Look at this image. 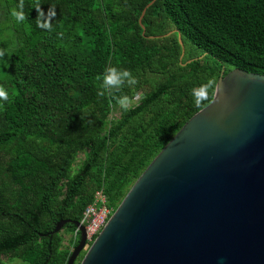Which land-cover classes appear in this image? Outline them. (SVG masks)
<instances>
[{"label": "trees", "instance_id": "trees-1", "mask_svg": "<svg viewBox=\"0 0 264 264\" xmlns=\"http://www.w3.org/2000/svg\"><path fill=\"white\" fill-rule=\"evenodd\" d=\"M151 1L24 0L17 23L19 0H0V86L9 94L0 101V264H67L81 233L68 243L65 234L96 193L114 212L213 100L223 68L264 73V0H155L144 34ZM37 5L47 16L54 6L51 31L37 26ZM108 66L138 83L98 96ZM209 79L216 85L196 106L190 92ZM62 220L70 222L54 232Z\"/></svg>", "mask_w": 264, "mask_h": 264}, {"label": "water", "instance_id": "water-1", "mask_svg": "<svg viewBox=\"0 0 264 264\" xmlns=\"http://www.w3.org/2000/svg\"><path fill=\"white\" fill-rule=\"evenodd\" d=\"M179 41L182 60L181 33ZM74 223L81 238L67 264H264V73L223 68L213 100L150 162L91 244Z\"/></svg>", "mask_w": 264, "mask_h": 264}, {"label": "clouds", "instance_id": "clouds-1", "mask_svg": "<svg viewBox=\"0 0 264 264\" xmlns=\"http://www.w3.org/2000/svg\"><path fill=\"white\" fill-rule=\"evenodd\" d=\"M24 8V0H19V4L12 8L10 11V16L17 22L22 23L26 20V16L23 11ZM37 11V26L47 29L51 31V18L55 16L54 6H49L48 12L51 13L50 16H47L44 9L37 5L35 7ZM5 55L4 50H0V57ZM100 81L99 90L97 92L98 96H105L106 94H112L114 92L120 91L123 87L128 86L131 87L138 83L137 79L132 75L131 71L128 69L117 68L114 66H108L102 73L100 77H98ZM216 85L215 80L209 79L205 84H202L198 87H195L191 90L190 95L193 98V103L196 106H200L203 104L209 97V91L213 89ZM9 94L7 90L0 86V101H8ZM117 103L124 108L128 109L129 98L127 96L117 97Z\"/></svg>", "mask_w": 264, "mask_h": 264}, {"label": "built area", "instance_id": "built-area-1", "mask_svg": "<svg viewBox=\"0 0 264 264\" xmlns=\"http://www.w3.org/2000/svg\"><path fill=\"white\" fill-rule=\"evenodd\" d=\"M137 98L138 95L134 97L135 100H137ZM112 213V208L106 204L105 195L102 191H98L95 201L87 206L84 211L83 219L80 221L81 224L86 227L88 245L91 244L95 237L101 232ZM79 233H81V231L80 228L77 227L71 234V238H77Z\"/></svg>", "mask_w": 264, "mask_h": 264}, {"label": "rangeland", "instance_id": "rangeland-1", "mask_svg": "<svg viewBox=\"0 0 264 264\" xmlns=\"http://www.w3.org/2000/svg\"><path fill=\"white\" fill-rule=\"evenodd\" d=\"M83 157H84L83 154L79 156V162L82 160ZM65 237H66L65 243H68L70 241L71 233H66ZM7 261L9 262V264H30L29 262L23 261L18 258L8 259Z\"/></svg>", "mask_w": 264, "mask_h": 264}, {"label": "bare ground", "instance_id": "bare-ground-1", "mask_svg": "<svg viewBox=\"0 0 264 264\" xmlns=\"http://www.w3.org/2000/svg\"><path fill=\"white\" fill-rule=\"evenodd\" d=\"M80 228V227H79ZM81 231V230H80Z\"/></svg>", "mask_w": 264, "mask_h": 264}]
</instances>
